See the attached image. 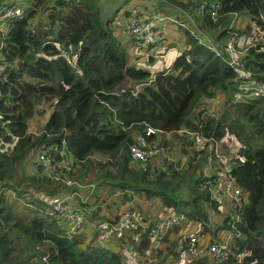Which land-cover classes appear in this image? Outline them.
I'll return each mask as SVG.
<instances>
[{
	"label": "trees",
	"instance_id": "trees-1",
	"mask_svg": "<svg viewBox=\"0 0 264 264\" xmlns=\"http://www.w3.org/2000/svg\"><path fill=\"white\" fill-rule=\"evenodd\" d=\"M30 1L25 15L11 19L6 35H0V65H9L0 74V137L6 144L9 135L17 139L8 148L0 145V264H125L121 252L102 245L96 236H70L53 213L50 199L57 195L69 199L75 194L72 201L84 207L87 223L111 217L105 205L92 209L82 203L86 198L78 191L56 194L60 184L72 186L66 184L68 178L75 184L84 182L89 169L96 170L101 186L125 192L127 203L132 196L145 195L146 200L159 196L165 207L204 224L211 237L230 229V219L239 218L232 256L220 264H264V99L236 98L239 84L226 57L200 42L204 35L212 34L209 38L222 49L228 39L252 34V27L259 28L264 38V20L260 19L264 0H223L216 22L211 21L208 10L197 15L203 1L164 0L169 5L159 10L166 15L177 11L173 16L182 26L176 27L187 38L189 50L154 73L134 61L142 46L127 35L116 34L117 15L113 23L107 19L98 4L101 0ZM179 8L185 12L180 16ZM234 14L248 20L247 28L229 26ZM124 15L127 18L131 13ZM244 60L255 78L264 80V51L259 46L252 48ZM221 101L223 105L217 108ZM210 105L217 109L212 112ZM41 114H47V120L33 134L30 125ZM199 127L215 141L234 136L240 142L238 156L232 161L233 176L247 200L239 211H230L232 216L222 213L220 203L201 190L202 177L196 174L187 181L191 201L153 190L160 186L177 192L184 182L182 171L199 170L203 159L197 163L190 159L186 170L169 164L156 174L151 166L145 171L131 162L129 148L147 128L161 130L164 138H178L194 149L188 132ZM165 143L166 139L161 144ZM35 151L47 152L54 160H70L72 171L54 180L37 164L38 173L22 181L23 189L14 182L16 166ZM194 152L192 156L197 157ZM76 167H82L80 175H72ZM9 193L23 201L26 212L15 210L16 201L5 198ZM211 213L223 216L219 225L214 226ZM149 247L144 238L136 249L146 255ZM157 257L160 264H168L163 251ZM189 264L211 263L199 259Z\"/></svg>",
	"mask_w": 264,
	"mask_h": 264
},
{
	"label": "built area",
	"instance_id": "built-area-1",
	"mask_svg": "<svg viewBox=\"0 0 264 264\" xmlns=\"http://www.w3.org/2000/svg\"><path fill=\"white\" fill-rule=\"evenodd\" d=\"M197 1H203L198 7L197 15H203L208 10L211 21L216 22L222 10L223 0ZM30 2V0L0 2L1 36L6 35L11 19L25 15L26 9L30 7ZM152 4L150 3L148 10L140 8L132 10L131 16L125 20L127 35L131 40L137 41L143 49L157 45L165 28L171 25V27L182 26L177 17L166 15L153 7L156 5L154 2ZM234 15L235 17L239 16L238 14ZM188 19L194 23L192 16ZM260 19L264 20V17ZM200 42L207 44V47L215 51L217 55L226 57L228 65L236 73V81L239 84L240 94H237L236 98L264 99V80L255 78L253 72L248 69L247 62L239 56L237 37L228 39L222 49L208 35H204ZM136 51L138 55L143 54L140 48ZM8 68L9 65L6 63L1 64L0 74ZM220 105L221 103L217 107ZM209 108L213 112L216 106L210 105ZM184 132L180 131L179 133ZM163 134V131L152 128H147L144 132L137 134L129 148L132 164L145 171L149 166L152 169L155 168V162L158 159H164L173 166L179 165L180 162L169 153L165 146L155 144L154 140L152 143L150 142V139L163 136ZM188 134L192 136L191 141L194 143L197 158L205 161L202 164L201 190L207 192L213 202L220 203L221 209L225 207L227 211H239L243 204L242 201L247 200V195L244 194L233 176L235 165L232 162L233 159L224 153L222 143L207 137L201 127L196 132H188ZM9 138L10 143L6 144L0 137V145L8 148L17 140L15 136L9 135ZM52 157L47 152H38L37 154L38 165L43 168L48 177L58 180L63 173L72 171L70 160L61 158V162H58ZM182 160L187 163L190 159L183 156ZM186 163L180 164V169L187 166ZM72 200L61 197L56 198L52 203L53 213L65 224L67 233L70 236L84 235L88 239L96 236L102 245L121 252L125 264H160L157 254L160 251H165L168 246L174 248L171 251L170 264H181L184 260H186L184 264H189L191 261H199V259H208L220 264L232 256L234 241L237 237L235 234L237 231L236 222L239 221V218L230 219L227 222L230 229L220 230L215 237H211L209 233H205L204 224L189 220L184 213L167 208L162 204L156 210L151 208L150 214L147 215V207L151 205L148 202L144 203L139 197H135L108 220L89 224L86 220L84 207ZM142 203L145 205L143 206ZM144 238L149 241L150 246L146 255L136 249V247H141ZM43 262L46 263L47 259L44 258Z\"/></svg>",
	"mask_w": 264,
	"mask_h": 264
},
{
	"label": "rangeland",
	"instance_id": "rangeland-1",
	"mask_svg": "<svg viewBox=\"0 0 264 264\" xmlns=\"http://www.w3.org/2000/svg\"><path fill=\"white\" fill-rule=\"evenodd\" d=\"M96 1H98V0H96ZM176 1L180 2L181 0H176ZM153 2L156 4L153 7L157 8V9H161L162 5H164V4L169 5V3L165 2L164 0L163 1H161V0H155V1H153V0H101L98 4H100V6L102 7L105 17L107 19H109L110 21H112V23H113L114 18H115L114 17L115 13H116V15L120 16V15H124L126 11H129L131 13L132 10H135L136 8H140L142 10H148L150 7V3H153ZM124 5H126V7ZM173 7H174V9H176L177 6L173 5ZM121 8H122V10H120ZM182 11L184 12L183 9L179 8V11H178L179 16L181 15ZM185 11H187V10H185ZM174 14H177V11L174 10L171 15H169V14L168 15L173 16ZM125 20H126V18H124V19L119 18V23L118 24L116 23V34L119 36H120V34H122L123 36L127 35V26H126ZM36 21H37V18H35V20L33 22H36ZM229 21H230L229 26L232 29H236V27H237V28H240L241 30H243L248 23V20L244 16H240V15L238 17H235V15H234V17L231 16ZM180 23L182 24V21ZM171 26L165 28V32H163L160 35L161 39L159 40L156 47L151 48L148 51H146V49L141 50L143 54L139 55L137 60L134 59V61H136L140 67L150 69L154 73L155 70H158V69L160 70L164 67L171 66L173 64L171 62L173 61L175 54H179L183 51L189 50V45H188L189 42L187 41V38L185 37L183 32L180 30V28L171 27ZM252 30H253L252 34H250V35L247 34L246 36H242V37L238 38V41H239L238 54L242 59H244V57L247 55V53L250 49L255 48L257 46H259L261 51H264L263 33L261 31H259L260 30L259 28L256 29L255 27L254 28L252 27ZM211 35L209 34V36H211ZM123 42L125 44L127 43L124 40H123ZM222 105H223V102L221 101V106ZM39 107L42 109L44 106L40 105ZM217 108H215V110ZM47 117H48L47 114H43V115L41 114L37 118H35L34 121L30 125L31 133L34 134V133L39 132V129L43 128L45 121L47 120ZM164 139H166V143L161 144V143H163ZM154 143L158 144L159 146H165V148L168 149L169 153L171 155H173V157L176 158V160L179 161L180 164L186 163V161L182 160L183 156L189 157V159H193V163L194 162L197 163V161H198L197 157L192 156L195 153L194 149L190 145H185L186 144L185 142L183 144V142H181L180 139H178V138L175 139L172 136L164 138L162 135H160L157 137V139ZM221 143H222L223 151L227 156H229L233 160H234V158H237L238 151L240 148V144H239L240 142H238V140L234 136H227L224 139V141H222ZM37 154H38V151H35V153H33L27 160L21 162L20 164H18L16 166V171H15L16 173H15L14 182L16 184H19L23 189H24V187H23L24 184L22 181L29 179V178H32L38 173V170H37V164H38ZM61 158L58 159V162H61ZM97 159L100 160V157L97 156ZM155 164H156L154 166L155 168L152 169V174H156L157 172H160V170H162V169L167 170L166 166L169 165L168 161L166 162L164 159H158L157 162H155ZM180 164L177 166H174L175 169L180 170ZM82 167L81 168L76 167V169H74V172L72 173V175H80V173L82 172ZM193 167H196V166H193ZM202 167L203 166H201L199 168V170L196 169V170L190 171L189 174H185L184 171H182V176L184 175V177H183L184 182H183L182 187L179 190H177V192H174L175 189L172 190L171 187L164 188V187H160V186L153 187V190L156 192L158 191L160 193L170 194L174 198H177V199L179 198L181 201H184V200L191 201L192 198H191L190 193H189V186L187 184V181H189V179L191 178V176H193V174L194 175L196 174V176L202 177V175H200L203 172ZM184 170H186V169L184 168ZM87 171H85V172H87ZM88 172L86 173L87 176L85 178V181L81 182V183L75 184L74 181L71 180L72 178H68V180H66L65 182L67 185L72 184V186H69V185L66 186L65 183H62V184H60L61 188H59V187L57 188L58 191L56 192V194H58L59 192H63L62 194L64 196H67V195H70L71 193L78 191L79 194L81 193L82 197H83V195L85 196L84 199L86 198V200L82 203L89 204L90 207H92V209L96 208L97 205L98 206L105 205V206H107L106 212H109L111 216L116 215L120 210H122V208H124L125 204L127 203V201H125V199H123V197H124L123 194L125 192H122L119 190L111 191V189L104 187V186H101L100 185L101 182H97V180L95 178L96 170L89 169ZM84 174L85 173L83 172L82 175H84ZM65 188H67L68 190H66ZM69 188L71 189L70 191H69ZM74 196H75V194L70 196L69 199L74 200ZM130 196H131V194H130ZM12 197H14V195L11 193L6 194V196H5V198L9 202L10 201L15 202L16 200H18V199L15 200V197L13 199H11ZM135 197H139L141 199V201H143L144 203H146L148 201L149 205H151L152 207L158 208V206H162L161 205L162 203L160 201L159 196L153 197L151 200H146L147 198L145 197V195H141V196L137 195L134 197L132 196V199H130V200H133ZM56 198H61V197H60V195H57ZM64 198L67 199L68 196L64 197ZM76 198H78V195H76ZM80 201H81V199H80ZM50 202L53 203V200L50 199ZM14 204H16L15 210H16V208H20L21 210L26 212L25 211L26 208H24V206L22 207L23 201H20V202L16 201ZM14 204H12V205L10 204V205L13 206V208H14ZM185 210L189 211V207L185 208ZM222 213H224V212H222ZM226 213H224V214L227 216L232 215L230 210L227 211ZM217 217L219 218L218 223H221L220 219L222 220L223 216L218 215ZM213 224H215V223H213ZM216 225H219V224H216ZM216 225H214V226H216ZM208 261L211 264L216 263L215 261H211V260H208ZM185 262H186V260H184L181 264H184Z\"/></svg>",
	"mask_w": 264,
	"mask_h": 264
},
{
	"label": "crops",
	"instance_id": "crops-1",
	"mask_svg": "<svg viewBox=\"0 0 264 264\" xmlns=\"http://www.w3.org/2000/svg\"><path fill=\"white\" fill-rule=\"evenodd\" d=\"M153 1H155V0H153ZM157 2V1H156ZM152 4V3H151ZM153 5V4H152ZM126 7V6H125ZM185 13V12H184ZM187 16V18H189L190 17V15H188L187 13L185 14V17ZM119 18H126L125 17V15H117V18H116V21H115V24L117 23H119ZM254 26V25H253ZM120 36H123L122 34H120ZM178 54H175V56H174V58L177 56ZM174 58H173V61H174ZM139 196V195H138ZM137 198V197H136ZM140 199V198H139ZM137 200V199H136ZM141 200V199H140ZM142 205L144 206L145 204H143L142 203ZM159 207V206H158ZM148 208V210H147V212L149 213L150 211H151V208H153V209H156V207H152V206H148L147 207ZM158 209V208H157ZM221 211L222 212H226L227 211V208H222L221 209ZM150 214V213H149ZM218 215H215L214 213H211V218H210V220L212 219V221H214L215 222V225L219 222V218L217 217ZM220 217V216H219ZM220 221H222L221 219H220ZM213 223V222H212ZM172 241V240H171ZM173 249L174 248H172V247H167V249L165 250V251H163V253L166 255V259L168 260V263L170 264V256H172L171 255V251H173Z\"/></svg>",
	"mask_w": 264,
	"mask_h": 264
}]
</instances>
